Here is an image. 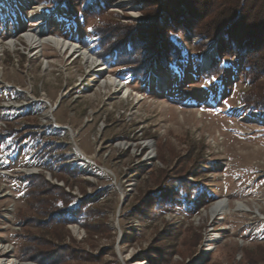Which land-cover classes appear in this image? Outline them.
<instances>
[{
    "label": "rangeland",
    "instance_id": "obj_1",
    "mask_svg": "<svg viewBox=\"0 0 264 264\" xmlns=\"http://www.w3.org/2000/svg\"><path fill=\"white\" fill-rule=\"evenodd\" d=\"M106 1L88 14L81 0L74 12L0 0V261L264 264V110L241 103L242 58L187 28L171 35L182 57L142 77L115 51L95 55L92 27L157 22L144 11L162 0ZM25 32L58 34L97 63L31 46ZM180 178L192 183L189 201L177 196ZM58 207L67 221L45 222Z\"/></svg>",
    "mask_w": 264,
    "mask_h": 264
},
{
    "label": "trees",
    "instance_id": "obj_2",
    "mask_svg": "<svg viewBox=\"0 0 264 264\" xmlns=\"http://www.w3.org/2000/svg\"><path fill=\"white\" fill-rule=\"evenodd\" d=\"M51 1L56 4L63 2L74 12L72 0ZM106 2L81 0L80 8L84 13L94 14L106 7ZM144 14L164 21L159 24L158 21L152 22L148 19L128 23L107 20L93 26L92 30L96 33L101 47L94 54L99 57L106 54L113 56L115 51L118 60L131 64L132 70L146 77L150 74L149 67L156 70L158 63L167 66L170 61L182 57L180 49L171 39L173 33H184L187 28H191L194 35L207 39L201 40L203 47L219 36V54L235 55L243 60L242 74L250 82V89L241 95V103L246 107L264 110V0H162L150 3ZM224 37L230 40L226 44L223 42ZM217 72L219 70L210 68L207 75ZM178 180L184 194L177 193V196L189 201V188L192 183L185 178ZM59 199L63 203L69 201L62 196ZM50 210L51 217L45 222L67 221L65 215L56 216L65 210L62 207ZM77 210L76 207L67 206L66 212L76 213Z\"/></svg>",
    "mask_w": 264,
    "mask_h": 264
},
{
    "label": "bare ground",
    "instance_id": "obj_3",
    "mask_svg": "<svg viewBox=\"0 0 264 264\" xmlns=\"http://www.w3.org/2000/svg\"><path fill=\"white\" fill-rule=\"evenodd\" d=\"M22 37L27 41V43H29L31 46H35V47H41L43 44H52L54 47L59 48L61 51H69L71 53H75L78 56H81L86 62H90L92 64H96V59L92 57V55L87 51L82 49V47H80L77 43H75L74 41H71L67 38H63L61 36H59L58 34H53V35H41L40 32H25L22 34ZM8 44L10 46H14V42L12 40L8 41ZM208 60L205 58L204 59V65L207 64ZM109 83L116 85L117 87L120 86V81L116 80V79H112L110 78L108 80ZM49 113V110L47 111V115ZM127 145V144H126ZM152 152L149 153V155H151ZM236 206L241 207L244 206L242 203L237 202ZM227 207V202L225 199L222 200H218L214 205L211 206L210 208V212L211 214H214L216 212H219L221 210H223L224 208ZM73 231H76V227L73 226ZM213 241V239L209 238L206 239L205 241V252L208 251L210 243ZM0 264H11L9 263V261H0ZM12 264H16V263H12ZM25 264H32V263H25Z\"/></svg>",
    "mask_w": 264,
    "mask_h": 264
}]
</instances>
